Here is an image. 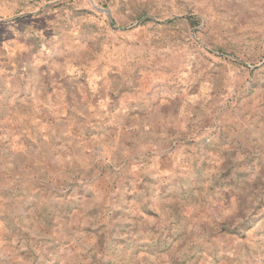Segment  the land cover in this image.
I'll return each instance as SVG.
<instances>
[{
  "label": "rangeland",
  "instance_id": "obj_1",
  "mask_svg": "<svg viewBox=\"0 0 264 264\" xmlns=\"http://www.w3.org/2000/svg\"><path fill=\"white\" fill-rule=\"evenodd\" d=\"M0 264H264V0H0Z\"/></svg>",
  "mask_w": 264,
  "mask_h": 264
}]
</instances>
